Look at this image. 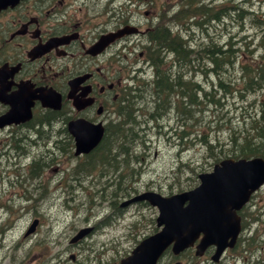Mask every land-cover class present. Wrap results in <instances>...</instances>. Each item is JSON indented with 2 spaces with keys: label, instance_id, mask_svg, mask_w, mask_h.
I'll list each match as a JSON object with an SVG mask.
<instances>
[{
  "label": "flooded vegetation",
  "instance_id": "flooded-vegetation-1",
  "mask_svg": "<svg viewBox=\"0 0 264 264\" xmlns=\"http://www.w3.org/2000/svg\"><path fill=\"white\" fill-rule=\"evenodd\" d=\"M145 1L0 0V90L3 95L15 93L24 86L32 96L48 90L61 96L59 110L44 107L34 98L29 122L0 129V196L7 189L3 187L5 180L9 187L18 185L21 191L0 197V211L9 218H3L0 225V257L5 254L4 225L11 226L20 217L12 216V212L19 209L30 212L38 222L36 233L41 226L39 217L43 214L40 212L45 210L49 198L46 194L51 179L67 174L68 150L75 145L67 123L80 118L89 123H102L106 130L129 71L139 62L148 63L140 44L153 23L135 20L131 8L134 3L139 5ZM126 27H135L138 32L115 38L99 52H91L102 36ZM76 77L83 80L75 86V94H82L85 88L87 95L83 99L90 100L80 110L67 98L69 80ZM8 109L9 105L0 101V114ZM214 250L209 247L199 257L193 248L178 255L165 250L157 264H235L232 249L225 250L216 261L212 259ZM6 258L15 264L11 255ZM33 261L44 264L42 259L29 262Z\"/></svg>",
  "mask_w": 264,
  "mask_h": 264
},
{
  "label": "rangeland",
  "instance_id": "rangeland-1",
  "mask_svg": "<svg viewBox=\"0 0 264 264\" xmlns=\"http://www.w3.org/2000/svg\"><path fill=\"white\" fill-rule=\"evenodd\" d=\"M199 1L202 3L210 2L209 11L220 6H228L229 4L238 7L237 9L242 8V10L245 11L241 14L242 19H239L237 13H235L236 19L234 22L230 23L231 18L227 19L228 21L222 19L219 22L215 21V24L221 28L218 29L219 34L217 35L222 37L221 42H225L229 35H239L240 37H232L233 40L235 39L237 45H246L248 49L254 50L259 56L262 54L260 53L262 48L259 47L261 33L253 19L255 17L261 19L264 15V0ZM197 2L198 1L195 0L192 7H195ZM160 3L164 4L165 10L163 12H166L168 8H172L174 5L178 4V1L171 3V0H161ZM181 4L184 5L183 7L180 5V9L185 11L183 15L189 16L186 11L188 9L186 0H182ZM237 9L236 11L239 12L240 10ZM209 11L207 10L206 12L209 13ZM248 11H254V18L243 19L246 17L245 13L247 14ZM247 15L253 17L252 14ZM188 16L181 20L177 19L172 21V25L174 27H181L182 30L189 29V24L195 20ZM208 20L210 19L207 18V21ZM209 25L211 26L212 24L209 23L208 26ZM223 27L225 29H223ZM243 29L248 30L239 34ZM237 45H233V47L241 48ZM226 48L227 47H223V49ZM250 57L251 55L247 53V58H244L242 61L244 63L249 62ZM236 59L238 60V58ZM236 59L232 62V67L226 70L229 71V73L224 76L226 80L230 79L232 73L238 77H240L242 73V68L236 63ZM164 60L166 61V56ZM205 64L210 65L208 60ZM192 67L197 66L193 65ZM186 70L187 74L184 73L183 76L185 81H191V83L198 81L199 84H201L197 88L199 97H197V100L195 97L196 102L194 103L200 101L199 103L204 105V110L207 108L206 111L201 112L200 115L202 116V123L205 127L208 125L209 129H212L209 131V138L216 141L214 142V149L212 151H207L202 144L204 142L201 136L196 133L194 130L195 126L192 124L187 126V133L179 136L183 138L179 140L177 136L175 137L171 130L175 129V122H169L168 126L163 125L164 120L170 114L168 107L163 113L161 112L159 119L151 115L149 119H147L143 117L146 116L145 113H140L139 119L145 124L135 121L131 126L134 130L129 131L126 141L128 144L129 142L131 143V141H135L132 150L135 149L138 151V149L141 150V142L139 140H143L142 147H144L146 155L141 157L140 154L134 153L138 155V157L134 159L127 158V166L122 164L116 171H114L113 168L111 172L101 174V179L98 178L97 174L93 175L92 177L95 178L96 184L92 185L86 182L83 184H87L86 187L89 194H85L78 188L79 183L82 184L81 182L74 178H67L64 175L65 180L68 182L66 192H68V197L70 198L69 202L66 205L61 204L57 208L52 207L48 210L46 209L43 212L44 216L39 217L42 221V226L33 236L28 235L25 238L21 237L23 231L32 221V218L30 219L31 215L29 214L22 216L17 221L16 227L14 226V228L9 229L5 228L4 230L7 233L5 241L12 238L14 244L11 247L9 246V250H4L5 254L3 257H0V264H11L6 258V255H12L15 264H38L39 261H29L40 256L34 253L41 248L45 251L46 260H44V264H102L107 261L112 262L125 256L135 245L137 240L152 232L155 225L154 219L156 217V210L154 208L137 204L115 212L116 209L112 210L107 201L101 199L98 201V198H100L99 195L96 194V197L92 195L97 192L98 189H102L104 182L105 186L115 189L118 185L117 174L121 173V171L127 174V178L123 180L124 183L121 184L115 194L112 192L113 190L107 192L106 196L111 200L109 203L110 205L117 206L119 201L123 200L122 196L134 191L133 188H127L129 183H131L135 189L143 187L142 191L154 190L162 195H169L194 187L198 184L196 175L201 172H209L212 169L216 158V151L221 150L224 146L223 143L227 142L228 127L231 125L236 129L241 128L240 114L243 116L241 112L242 102L236 101L238 100V96H236L234 92L232 93L234 97L229 96L227 98H222L223 96L219 92H213L211 83H215L217 79L215 76H207V74H203L194 68H188ZM145 72L152 78L153 74L149 70H145ZM136 73H134V76L137 75ZM147 75L143 73V76L146 78L148 77ZM133 79L134 77L130 80ZM146 82H150V80L147 79ZM233 85L235 86V83H233ZM197 89H195V95H197ZM206 91L215 93V99L217 100L222 98L220 100L222 105L213 106L212 103H208V100L202 96V93ZM146 93H151V91H146L145 94H142L143 98L146 96L144 103L150 105L146 102ZM259 95L258 93L249 95L248 101L243 103L247 106V103L253 101L255 97ZM232 98H234V100ZM248 110L251 111L252 108H248ZM219 115H223L224 119L216 122V128V125L210 124V121L213 122ZM195 129L197 130V128ZM213 129H216V131ZM200 141L202 143H200ZM185 142L190 145L188 149H186L187 147L181 148ZM32 148L35 147L32 145ZM73 160V156H70L68 153V174L69 167H71L70 164ZM178 161L179 163H188L185 165L186 168L184 166L180 170H177L176 164ZM6 181L7 180H5L3 187L8 188L4 190L0 197L7 196L10 192H21L18 185L9 187V183ZM71 185H73L75 189H71ZM98 193L100 192L98 191ZM55 194L56 193L53 194L54 197ZM72 194L75 195L71 196ZM92 199H95L93 206L89 207L87 204L83 205ZM17 214L21 213L18 212ZM243 216L246 224L245 230L242 233L244 240H242L236 250L232 252V255L239 256L240 259L237 261L238 264H264V186L254 195L251 204L244 209ZM0 217V225L3 218L6 220L8 219L7 216H3L2 212H0ZM85 226H94V228L86 239L76 244H70V238L80 228ZM22 252L25 253L22 254ZM71 255L74 256L73 260L70 259Z\"/></svg>",
  "mask_w": 264,
  "mask_h": 264
},
{
  "label": "trees",
  "instance_id": "trees-1",
  "mask_svg": "<svg viewBox=\"0 0 264 264\" xmlns=\"http://www.w3.org/2000/svg\"><path fill=\"white\" fill-rule=\"evenodd\" d=\"M205 7L206 6H197L196 8L193 9V12H195V14H198V15H203V18L210 15V16H212L213 22L217 21L218 18L224 19L225 17H228L229 14H231L228 6H220L216 9L214 8L212 11L210 10L209 13L206 12L207 9ZM191 8L192 7L189 6V9H191ZM242 12L243 11L241 10L240 16L238 15V18L241 17ZM223 14H224V17H223ZM250 18H252V17H250ZM214 19H215V21H214ZM253 20L257 24V28L260 30V33H261V41L259 43V47L262 48V51L260 52L262 54L260 56H259V54H256L257 52L255 54H252V52L245 50V48H247V47H245V45H243V46L237 45L235 43V39L234 40L232 39V37H235L234 35H229L226 38V41L222 43L221 42L222 37L217 35L219 33H217L216 29L214 28L212 31V35L210 37L212 44H211L210 40L206 43H202L201 46H199L197 48L198 50H196V52H193L192 50L183 46L182 43L179 41V39L175 35H172L170 31H167V29L157 30L159 33L156 32V30H155L154 33L156 35L151 33L150 34V36H151L150 40H151L152 44L154 43V47L157 48L156 49L157 51L155 50L156 52L154 51V53L153 52L151 53V49H150L151 54L149 53V57L155 55L159 59V61H157L159 63V65H165L166 61L161 57V56H163L161 54L165 53L164 55L166 56V60L169 57V55H172L173 58L177 62L179 61L181 66H183L182 68H186V67L191 68L193 65H196L197 66L196 69L200 70L203 74H207V76L213 75L217 78L215 83L214 84L212 83L211 86H216L218 88V90L221 92V94L226 96V97H227V95L233 96L232 93L234 92V94L236 96H238V101H241L242 106H243V102L247 101L248 95H252L253 93H257V92H262L264 90V19H262V18L258 19L257 17H255ZM202 24H203V22H202ZM164 31H166L167 35L165 34ZM157 33H158V35H157ZM162 34L165 36L163 37ZM156 37H157V39H156ZM158 43H160V44H158ZM179 43H181V44H179ZM208 45H209V47H208ZM213 45H214V49H216L218 47H219V49L214 50ZM233 45H237L241 48H235V47H233ZM204 47H206V51L204 50ZM223 47H227V48L223 49ZM216 52L220 55H218ZM247 53L249 55H251V57L249 58V62L244 63L242 60L244 58H247ZM236 58H238V60ZM207 59L209 60L208 62H210V65L205 64ZM235 59H236V63L242 68V73L240 74V77H238L234 73H232V75H230V79L226 80L224 76L229 73V71H226V70L229 69V65L230 64L232 65V62ZM212 60H213V62H211ZM228 60L230 62H228ZM222 61L224 63H222ZM214 63L216 64V66ZM217 63H218V65H217ZM221 64H222V66H221ZM217 67L218 68L221 67V68L218 69ZM214 68H216V69H214ZM162 69H164V68H162ZM162 69L159 66L156 68L154 75H153V79L151 80V83L146 82L141 87L143 91L139 88L138 91L131 93L130 92L131 88L127 87L126 90L123 92L122 97H124L123 98L124 101H121V104H120L121 106L120 105L118 106L119 107L118 113L120 114V115H118V117L120 116V118L116 120L115 133L112 135L113 137L110 138L112 140V143L115 144L114 147H116L117 152H113L114 147L112 148L111 146L102 145L103 147L100 146L101 149L99 147L100 150L98 149L94 153L95 155H99V157L97 158L99 160L98 164L100 162V164L102 165V168H106L107 165H110L111 167H113L114 171H116L118 168H120V166L122 164H124L119 159L120 151H121L122 155H126V158L123 160V162H125L126 166L128 165L127 164V158L134 159V158L138 157V155L134 154L135 149L132 150L133 146L135 145V141H131V143L129 142V144L126 141V139L128 138L127 129H130V130H134V129H133V127H125L124 125L125 124L131 125V123H134L133 121H136L134 119L135 118V110H136L137 105L141 101V98H140L141 95L139 96V94H145L146 91H151V93L157 94L156 96H157L158 102H157L156 106L157 105L158 106L157 107L155 106V111L163 113L164 110L167 109V107L169 108L170 111H173V112L175 111V113L177 114L178 120L181 117L184 118V119L181 118L179 120V122L183 123L185 121H188L187 124H184L186 127L189 126L190 124H192L193 126H195L197 128L196 133L199 136H201L202 141L204 142V143H202L200 141V143L203 144V146L207 149V151H212L214 149V144H215L214 142H216V141L209 138V131L212 129L206 128L208 126H206V127L204 126V124L202 123V116L200 115L201 112L206 111V110H204V105L197 102L196 103V111L194 112L193 109H191L190 107L189 108H187L188 106L185 107V105L183 104V102L180 98H179V103L176 104L177 100H176L175 96L177 94L180 97H184L185 95H191L192 97L195 96L197 98V97H199L198 89H197V95H195V92L192 94L191 92H193V89L190 88L186 84L188 81H184L182 79L183 73L176 71V73H174V74L172 73L169 76L170 79H168V75L171 73V69H168L165 71H163ZM223 70H225L226 72L223 73ZM208 71H210V73H208ZM211 72H212V74H211ZM177 74H178V76H177ZM159 75H164V77L162 76V79L164 81L161 79V81H162L161 84L155 82L156 81L155 76H159ZM175 76H176V78H175ZM178 78L180 79V81ZM175 80H176V83H175ZM158 81H159V79H158ZM166 81L170 84L167 85ZM178 83H179V85H178ZM233 83H235V86L233 85ZM153 86H156V91L151 89ZM165 88H167V89H165ZM164 89H165V91H164ZM215 90L216 89H213V92H216ZM182 91H184L183 92L184 94L182 93ZM129 93H131V94H129ZM188 93H190V94H188ZM126 95H129V96H126ZM131 95H133V96H131ZM137 95H138V97H137ZM170 95H174V96H170ZM202 96L208 100V103L209 102L212 103L214 101L212 103L213 106H215L216 104L217 105L221 104L220 102H218L220 100L215 99V93H212V92L209 93V91H206V92L202 93ZM209 97H210V99H208ZM163 100H164V102H163ZM160 102H162V103H160ZM246 105L247 106L244 105L243 106L244 108L242 109V111H243L242 114H244L243 125L241 126L240 129L237 128L234 130H232V129L227 130V132H228L227 142L223 143L224 146L221 150L216 151L215 160H218L222 157H227V156H232L235 158H237V157H251V156H262V157H264V93L262 92V95L256 96L253 101L247 103ZM248 108H252V110L249 111ZM131 112H132V114H131ZM194 117H195V119H194ZM126 122H129V123H126ZM213 130L216 131V129H213ZM182 131L183 130H181L180 132H182ZM126 133H127V135H126ZM180 135H181V133H180ZM130 149H131V151H130ZM96 164H97V161H95L94 159H91L89 162V166H87V167L90 168L91 170H93ZM179 168L180 167H178L177 170H179ZM102 172H103V170H102ZM108 172H109V170H108ZM123 180H125V179H120L117 176L118 185H120L121 182L124 183Z\"/></svg>",
  "mask_w": 264,
  "mask_h": 264
},
{
  "label": "water",
  "instance_id": "water-1",
  "mask_svg": "<svg viewBox=\"0 0 264 264\" xmlns=\"http://www.w3.org/2000/svg\"><path fill=\"white\" fill-rule=\"evenodd\" d=\"M16 120L10 113L0 117V124ZM72 131L77 128L70 127ZM84 129L83 127L81 130ZM77 132V131H76ZM100 133L90 139L78 138L76 152L90 150L99 140ZM201 184L192 191L162 197L144 193L126 202L147 199L159 209L158 224L162 230L142 241L132 255L121 264H154L161 250L174 241V250L185 247L202 231L199 249L214 243L222 249L226 238L238 229L235 211L248 200L252 191L264 182V160L225 159L214 166L211 173L199 175ZM188 201L184 207L183 204ZM32 230V228L30 229ZM80 234L74 238L77 239Z\"/></svg>",
  "mask_w": 264,
  "mask_h": 264
},
{
  "label": "bare ground",
  "instance_id": "bare-ground-1",
  "mask_svg": "<svg viewBox=\"0 0 264 264\" xmlns=\"http://www.w3.org/2000/svg\"><path fill=\"white\" fill-rule=\"evenodd\" d=\"M185 3V2H184ZM183 4V3H182ZM181 4V5H182ZM184 5H182V7H183ZM228 8H229V11L231 12V14H229V16L228 17H225L224 19H222V20H224V21H226L227 19H230L231 18V21H230V23L231 22H234L235 21V13H237V15H239L240 16V11L238 12V11H236V9L238 8V7H234V6H232L231 4H229L228 5ZM236 8V9H235ZM237 10H240V9H237ZM221 12V11H220ZM218 13V12H217ZM222 13V12H221ZM228 13V12H227ZM226 14V13H225ZM218 15V14H217ZM215 16V15H214ZM219 16V15H218ZM216 17V16H215ZM223 17H224V14H223ZM216 19V18H215ZM215 19H214V21H215ZM221 20V18L219 19L218 18V20H217V22H219ZM209 21H211V22H209ZM228 21V20H227ZM206 22H209V23H211L212 25L210 26H208V24L209 23H206ZM206 22H203V24L202 23H200V24H191V25H189V29H184V30H182V28L181 27H174L172 24V22H169V21H167V20H163L162 22H157L156 24H154V26H153V30L152 31H150L149 33H148V36H147V38L145 39V41L143 40V42H142V44H140V47H142V48H144L145 49V60L146 61H148V63L147 64H145V63H141V62H139L140 64L138 65V64H136L137 65V75H135L134 76V79L133 80H129V82H128V84H127V87H130L131 88V93H134V92H136V91H138L139 90V88L140 87H142L144 84H145V82L147 81V79L149 78V75H147L146 74V72H145V70H149L153 75H154V72H155V70H156V68L159 66L161 69L162 68H164V69H162L163 71H165V70H168V69H171V73L168 75V79H170L169 78V76L173 73H176V71H178V72H181V73H183V76H184V73H186L187 74V70L186 69H188L187 67L186 68H182L183 66H181V64L179 63V61L177 62L174 58H173V56L172 55H169V57L167 58V60H166V64L165 65H159V63L157 62V61H159V59L157 58V56H155V55H153V56H151V57H149V53H150V49H151V53L153 52L154 53V51L157 49V48H155L154 47V43L152 44L151 43V36H150V34L151 33H153V34H155L154 32H155V30H156V32H158L157 30H161V29H167V31H170L171 32V34L172 35H175L178 39H179V41L182 43V45L183 46H185L186 48H188V49H190V50H192L193 52H196V50H198L197 48L199 47V46H201V44L202 43H206V42H208L209 40H210V37H211V35H212V31H213V29L215 28L216 29V31H217V33H218V29H221V28H219V26L217 25V24H215V22H213L212 21V18L210 19V20H208V21H206ZM204 25H207V26H204ZM230 25V24H229ZM240 28V27H239ZM223 29H225L224 27H223ZM162 32V31H161ZM160 32V33H161ZM165 32V34L167 35V33H166V31H164ZM163 32V33H164ZM159 33V32H158ZM158 33H157V35H158ZM221 34V33H220ZM156 35V34H155ZM163 35V34H162ZM165 35H163V37H164ZM160 37V36H159ZM167 37V36H166ZM155 39V38H154ZM153 39V40H154ZM156 39H157V37H156ZM165 39V38H164ZM175 40V39H174ZM156 41V40H155ZM166 41V40H165ZM211 41V40H210ZM172 43V42H171ZM181 43H179V44H181ZM223 43V42H222ZM158 44H160V43H158ZM162 44V43H161ZM211 44H212V41H211ZM230 44V43H229ZM178 45V44H177ZM157 46V45H156ZM168 47V46H167ZM180 47V46H179ZM184 47V48H185ZM208 47H209V45H208ZM207 47V48H208ZM159 49V48H158ZM213 49H214V45H213ZM216 49H219V47L218 48H216ZM216 49H214V50H216ZM183 50V49H182ZM204 50L206 51V47H204ZM210 50V49H209ZM137 51H138V49L134 52V53H137ZM157 51V50H156ZM155 51V52H156ZM169 51V50H168ZM200 51V50H199ZM202 52V51H201ZM218 52V51H217ZM216 52V53H217ZM150 53V54H151ZM172 53V52H171ZM215 53V54H216ZM221 53V52H220ZM165 54V53H164ZM164 54H161V55H163V56H161L163 59H165V55ZM213 54V53H212ZM218 54V53H217ZM195 55V54H194ZM202 55V54H201ZM218 55H220V54H218ZM159 56V55H158ZM205 58V57H204ZM219 58V57H218ZM224 59V58H223ZM230 59V58H229ZM206 60V59H205ZM208 60V59H207ZM161 61V60H160ZM209 61V60H208ZM217 61V60H216ZM211 62H213V60L211 61ZM215 62V61H214ZM228 62H230L229 60H228ZM210 63V62H209ZM216 63V62H215ZM214 63V64H215ZM221 63V62H220ZM222 63H224L223 61H222ZM227 63V62H226ZM201 64V63H200ZM213 65V64H212ZM217 65H218V63H217ZM226 65V64H225ZM233 65V64H232ZM232 65L230 64L229 65V69L232 67ZM175 66H176V68H175ZM214 66V65H213ZM215 66H216V64H215ZM214 66V67H215ZM221 66H222V64H221ZM168 67V68H167ZM202 67V66H201ZM191 68H194V69H196V67H191ZM199 68V67H198ZM218 68V67H217ZM221 68V67H220ZM220 68H218V69H220ZM210 69V68H209ZM214 69H216V68H214ZM197 70V69H196ZM205 70V69H204ZM208 70V69H207ZM213 70V69H212ZM198 71H200V70H198ZM214 71V70H213ZM218 71V70H217ZM225 70H223V72H224ZM168 72V71H167ZM201 72V71H200ZM207 72V71H206ZM205 72V73H206ZM143 73L145 74V75H147L148 77L146 78V77H144L143 76ZM157 73V72H156ZM202 73V72H201ZM208 73H210V71H208ZM211 74H212V72H211ZM158 75V74H157ZM180 75V74H179ZM162 76L164 77V75H159V76H155L156 77V81L155 82H157V83H162V81H161V79H162ZM174 76V75H173ZM177 76H178V74H177ZM183 76H182V79H183ZM154 77V78H155ZM205 77V76H204ZM175 78H176V76H175ZM180 78V77H179ZM178 78V79H179ZM152 79H153V76H152ZM158 79H159V81H158ZM163 80V79H162ZM173 80V79H172ZM184 80V79H183ZM164 81V80H163ZM178 81V80H177ZM179 81H180V79H179ZM185 81V80H184ZM219 81V80H218ZM167 82V81H166ZM182 82V81H181ZM175 83H176V80H175ZM165 84V83H164ZM170 83H168L167 82V85H169ZM190 88H192L193 87V92H191L192 94L195 92V89H197L198 87H199V85H201V84H199V82L198 81H195V82H193V83H191V81H188L187 83H186ZM212 84V83H211ZM166 85V84H165ZM166 85V86H167ZM178 85H179V83H178ZM221 85V84H220ZM175 87V86H174ZM180 87V86H179ZM221 88V87H220ZM152 90H155L156 91V86H153L152 88H151ZM165 89H167V88H165ZM165 89H164V91H165ZM200 89V88H199ZM213 89H216V93L217 92H219V93H221L219 90H218V88L216 87V86H213ZM223 89V88H222ZM180 90V89H179ZM182 90V89H181ZM186 90V89H185ZM226 90V89H225ZM159 92V91H158ZM184 91H182V93H183ZM263 93H264V90L262 91ZM262 92H257L258 94H260V95H262ZM131 93H129V94H131ZM180 93V92H179ZM161 94V93H160ZM184 94V93H183ZM188 94H190V93H188ZM208 94V93H207ZM253 94H256V93H253ZM252 94V95H253ZM146 95H147V100H146V102L148 103V104H150V105H146L145 103H144V100H145V98H146V96L143 98L142 97V94H141V101L139 102V104L137 105V107H136V110H135V120H136V122L138 121L139 123H141V124H145L142 120H140L139 119V114L140 113H145V115L146 116H143L144 118H147V119H149V116L151 115V116H155V117H157L158 119H159V117L161 116V112H158V111H155V106H156V104H157V94H153V93H146ZM222 95V94H221ZM259 95V96H260ZM126 96H129V95H126ZM131 96H133V95H131ZM140 96V95H139ZM170 96H174V95H170ZM223 97L222 98H227V97H229L228 95H227V97L226 96H224V95H222ZM249 96V95H248ZM248 96H247V101H248ZM137 97H138V95H137ZM136 97V98H137ZM161 97V96H160ZM176 97V100H177V102H176V104L177 103H179V98L182 100V102H183V104L185 105V107L186 106H188L187 108H191V109H193V111L195 112L196 111V103H194V102H196V100H195V96H191V95H185L184 97H180L178 94L175 96ZM234 97V96H233ZM123 98L124 97H121V99L119 100V102H118V105L117 106H119L120 104H121V101H124L123 100ZM221 98V99H222ZM139 99V98H138ZM197 99V98H196ZM206 99V98H205ZM208 99H210V97L208 98ZM220 99V100H221ZM233 100H234V98H232ZM159 100V99H158ZM204 101H206V100H204ZM236 101H238V100H236ZM131 102V101H130ZM163 102H164V100H163ZM200 102V101H199ZM214 102V101H213ZM212 102V103H213ZM218 102H220L221 103V101H218ZM133 103V102H132ZM160 103H162V102H160ZM174 103V102H173ZM207 103V102H206ZM210 103V102H209ZM211 104V103H210ZM133 105V104H132ZM198 105V104H197ZM208 105V104H207ZM217 105V104H216ZM219 105V104H218ZM220 105H222V104H220ZM245 104L243 103V106H244ZM121 106V105H120ZM158 106V105H157ZM156 106V107H157ZM243 106H241V109H243L244 107ZM218 107H220V106H218ZM218 107H216V108H218ZM119 108V107H118ZM157 109V108H156ZM207 109V108H206ZM205 109V110H206ZM125 110V109H124ZM127 110V109H126ZM213 110V109H212ZM202 111V110H201ZM205 112V111H204ZM241 112L243 113V111L241 110ZM131 114H132V112H131ZM196 114V113H195ZM240 114V113H239ZM118 115H120L119 113H118V110L114 113V114H111L110 115V117H111V120L109 121V122H107V125H109L108 126V128L105 130V133H104V137H103V139H102V141L99 143V146L94 150V151H92L90 154H88V155H86V156H84V157H80V158H77V159H74L73 160V162H71V169H72V172H69V174H62L61 176H57V177H55V178H53V179H51V187H50V190L48 191V193L46 194L49 198H48V201H47V203L45 204V210L47 209H50V208H52V207H58V206H60L61 204H64V205H66L68 202H69V197H68V192H66L67 191V186H68V182L65 180V178H64V175H65V177H67V178H74V179H76L77 181H79V182H81L82 184H80L79 183V186H78V188L80 189V190H82L85 194L86 193H88V191H87V187H86V185H83V184H85V182H84V177H87V176H92V175H95V174H103V173H108V170H109V172H111L112 171V169H113V167H111L110 165H107L106 166V168H102V165L100 164V162H99V164H98V157H99V155H95L94 153L99 149V147L101 146V147H103L102 145H106V146H111L112 148L114 147V143H112V140L110 139L111 137H113L112 135L115 133V127H116V120L117 119H119L120 118V116L118 117ZM131 116V115H130ZM240 116H241V120H240V123H241V126L243 125V116H244V114H243V116L240 114ZM180 118V117H179ZM181 118H183V117H181ZM180 118V119H181ZM207 118V117H206ZM132 119V118H131ZM179 119V120H180ZM184 119V118H183ZM194 119H195V117H194ZM224 119V116L223 115H219V117H216L215 118V120H213V122L212 121H210L211 123L210 124H213V125H216V122H218L219 120H223ZM179 120L177 119V114L175 113V111L173 112V111H170V114H169V116L164 120V122H163V125L164 126H168V124H169V122H171V121H174L175 122V129L173 130V129H171L172 131H173V135H175V137L177 136V138L180 140V133L182 134V132H180L181 130H183L186 126L184 125V124H187L188 123V121H185V122H183V123H181V122H179ZM131 121V120H130ZM129 121V122H130ZM182 121V120H181ZM129 122H126V123H129ZM133 122H135V121H133ZM208 122V121H207ZM131 123V122H130ZM193 123V122H192ZM132 124H134V123H131V125L129 124V125H127V124H125L124 126L125 127H131L132 126ZM209 124V123H208ZM205 126V125H204ZM208 126V125H207ZM163 127V126H162ZM161 127V128H162ZM216 128H217V125L215 126ZM206 128H209V126L208 127H206ZM163 129V128H162ZM161 129V130H162ZM230 129H236V128H234V127H232L231 125L229 126V128H228V130H230ZM149 130H151V129H149ZM157 130H159V129H157ZM127 131H128V133H129V131H130V129H127ZM151 132H153L152 130H151ZM161 132V131H160ZM167 132V131H166ZM171 132V131H170ZM119 135V134H118ZM126 135H127V133H126ZM172 136V135H171ZM169 137V136H168ZM140 142H141V145H140V149L141 150H139L138 149V151L137 150H134V153H138V154H140L141 155V157H144L146 154H145V152H144V147H142V145H143V140H139ZM101 147H100V149H101ZM23 148H24V146H23ZM71 148L72 147H70L69 148V150H68V153H69V151L71 150ZM107 148V147H106ZM105 148V149H106ZM125 148V147H124ZM14 150H16L17 148H13ZM18 149H19V147H18ZM17 149V150H18ZM99 149V150H100ZM120 149V148H119ZM108 150V149H107ZM22 152H23V150H21ZM103 151V150H102ZM130 151H131V149H130ZM129 151V152H130ZM113 152H117V150H116V147H114V149H113ZM98 153V152H97ZM106 153V152H105ZM23 154H24V152H23ZM114 156V155H113ZM116 156V155H115ZM110 157V156H109ZM96 158V159H95ZM112 158V157H111ZM126 158V155H122L121 154V151H120V153H119V159L122 161V163H124L123 162V160ZM91 159H94L95 161H97V164L95 165V167H94V169L93 170H91L90 168H88L87 166H89V162H90V160ZM114 159V158H113ZM108 163V162H107ZM186 164H188V163H184V162H181V163H179V161L177 162V164H176V168H178V167H180L179 168V170L181 169V168H183ZM182 165V166H181ZM114 166V165H113ZM185 168H186V166H185ZM102 170H103V172H102ZM4 182V181H3ZM7 182V181H6ZM20 182H21V180H20ZM15 183H17V182H15ZM77 183V182H76ZM8 188V187H7ZM71 189H75V187L73 186V185H71V187H70ZM54 193H56L55 194V197L53 196V194ZM76 194V193H75ZM75 194H72L71 196H74ZM89 194V193H88ZM97 195H99V193H96ZM93 196V195H92ZM76 200V199H75ZM89 202V201H88ZM20 205H22L21 203H20ZM37 206V205H36ZM71 207V206H70ZM33 208V207H32ZM44 210V211H45ZM44 211H42V212H40V213H42L43 215L42 216H44ZM57 211H58V209H57ZM1 212V211H0ZM18 212H20L21 214H17ZM60 213V212H59ZM26 214H29V215H31V217H30V219L32 218V214L30 213V212H25V209H19V210H17V211H15V212H12V216H14V217H17V216H19L20 215V217H19V219L22 217V216H24V215H26ZM5 216H7V213H5ZM51 218V217H50ZM9 219V218H8ZM17 219V218H16ZM14 219V223H13V225H11V226H8V225H4V228L3 229H5V228H7V229H9V228H14V226L16 227V223H17V221L19 220V219ZM55 221V220H54ZM4 234H5V236L7 235V233L4 231Z\"/></svg>",
  "mask_w": 264,
  "mask_h": 264
}]
</instances>
